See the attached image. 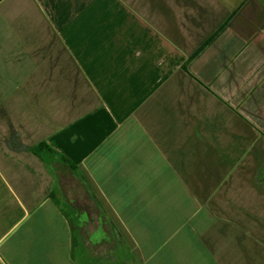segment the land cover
Returning a JSON list of instances; mask_svg holds the SVG:
<instances>
[{
    "label": "crops",
    "instance_id": "obj_1",
    "mask_svg": "<svg viewBox=\"0 0 264 264\" xmlns=\"http://www.w3.org/2000/svg\"><path fill=\"white\" fill-rule=\"evenodd\" d=\"M0 264H264V0H0Z\"/></svg>",
    "mask_w": 264,
    "mask_h": 264
},
{
    "label": "trees",
    "instance_id": "obj_2",
    "mask_svg": "<svg viewBox=\"0 0 264 264\" xmlns=\"http://www.w3.org/2000/svg\"><path fill=\"white\" fill-rule=\"evenodd\" d=\"M30 152L44 164L53 166L56 163H58L61 166L67 167L72 173L77 172L76 167L73 164H71L64 157L58 156L56 152L50 149L45 143H39V144L32 146L30 148Z\"/></svg>",
    "mask_w": 264,
    "mask_h": 264
},
{
    "label": "rangeland",
    "instance_id": "obj_3",
    "mask_svg": "<svg viewBox=\"0 0 264 264\" xmlns=\"http://www.w3.org/2000/svg\"><path fill=\"white\" fill-rule=\"evenodd\" d=\"M44 192H46V191H44ZM67 208V207H66Z\"/></svg>",
    "mask_w": 264,
    "mask_h": 264
}]
</instances>
